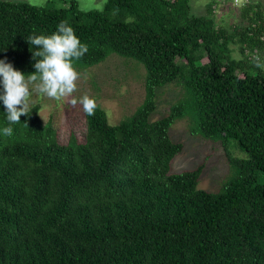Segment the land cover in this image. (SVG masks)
<instances>
[{
  "label": "trees",
  "instance_id": "obj_1",
  "mask_svg": "<svg viewBox=\"0 0 264 264\" xmlns=\"http://www.w3.org/2000/svg\"><path fill=\"white\" fill-rule=\"evenodd\" d=\"M239 13L227 28L213 5L193 16L190 0H107L99 11L0 0V60L26 78L37 50L27 38L61 21L88 46L73 67L115 54L146 70L137 110L113 125L96 105L83 141L62 143L39 106L9 125L0 101V264H264V69L250 62H264V2ZM174 83L184 97L151 122ZM186 118L193 136L248 156L229 160L217 193L199 188L204 165L172 173L184 144L170 130Z\"/></svg>",
  "mask_w": 264,
  "mask_h": 264
},
{
  "label": "rangeland",
  "instance_id": "obj_2",
  "mask_svg": "<svg viewBox=\"0 0 264 264\" xmlns=\"http://www.w3.org/2000/svg\"><path fill=\"white\" fill-rule=\"evenodd\" d=\"M16 3H27L39 7L54 9L68 8L70 0H3ZM82 11L102 10L107 0H76ZM259 2L264 0H249ZM246 1L239 0H190L191 13L195 17L207 15L209 5L214 6V18L218 25L229 28L238 24L239 10ZM239 58L237 48L233 53ZM74 69L80 74L76 81L77 89L72 94L79 99L87 94L96 105L107 113L110 124L116 125L131 116L145 99L146 70L143 65L130 59L111 55L105 62L88 68ZM31 90V85L29 86ZM185 95L182 85L174 83L160 89L157 98V110L150 117L155 122L166 117L172 105ZM69 99L55 100L45 95L32 92L29 98V109L39 106L40 116L44 123L51 122L57 129L59 139L66 144L72 135L80 141L86 132V114L82 105H71ZM190 119L175 123L170 130L173 141L184 144V151L175 158L172 173L194 170L204 165L199 188L217 193L223 183L232 174L229 160H246L247 154L242 152L233 140L212 142L193 136L190 132Z\"/></svg>",
  "mask_w": 264,
  "mask_h": 264
},
{
  "label": "clouds",
  "instance_id": "obj_3",
  "mask_svg": "<svg viewBox=\"0 0 264 264\" xmlns=\"http://www.w3.org/2000/svg\"><path fill=\"white\" fill-rule=\"evenodd\" d=\"M27 42L37 49L32 51V58L36 60L33 65L35 72L27 75V78L11 63L0 60V85L3 89L0 101L9 125L19 123L22 115H28L32 92L55 100L71 98V105L79 103L86 115H94L96 102L93 98L87 94L79 99L72 97L77 89L76 81L80 78L73 61L81 59L88 52V46L81 43L73 28L61 21L50 36L30 35ZM250 62L254 67L264 69V62L258 53L251 57ZM2 131L4 135L11 136L13 129L8 126Z\"/></svg>",
  "mask_w": 264,
  "mask_h": 264
},
{
  "label": "built area",
  "instance_id": "obj_4",
  "mask_svg": "<svg viewBox=\"0 0 264 264\" xmlns=\"http://www.w3.org/2000/svg\"><path fill=\"white\" fill-rule=\"evenodd\" d=\"M238 1H239V0H237V2H238ZM241 1H243V0H241ZM245 1H246V3H248V2H249V0H245ZM244 5H245V4H244ZM244 5H243V6H244Z\"/></svg>",
  "mask_w": 264,
  "mask_h": 264
}]
</instances>
